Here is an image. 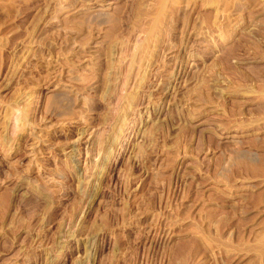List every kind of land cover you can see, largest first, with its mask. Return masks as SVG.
Masks as SVG:
<instances>
[{
	"label": "rangeland",
	"instance_id": "1",
	"mask_svg": "<svg viewBox=\"0 0 264 264\" xmlns=\"http://www.w3.org/2000/svg\"><path fill=\"white\" fill-rule=\"evenodd\" d=\"M264 0H0V264H260Z\"/></svg>",
	"mask_w": 264,
	"mask_h": 264
},
{
	"label": "bare ground",
	"instance_id": "2",
	"mask_svg": "<svg viewBox=\"0 0 264 264\" xmlns=\"http://www.w3.org/2000/svg\"><path fill=\"white\" fill-rule=\"evenodd\" d=\"M258 241V245L260 248V264H264V232L261 234Z\"/></svg>",
	"mask_w": 264,
	"mask_h": 264
}]
</instances>
